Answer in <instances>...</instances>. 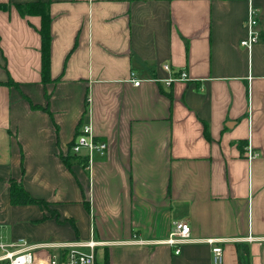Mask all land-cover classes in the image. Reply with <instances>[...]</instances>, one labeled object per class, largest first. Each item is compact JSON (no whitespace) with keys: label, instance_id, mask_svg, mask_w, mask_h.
Segmentation results:
<instances>
[{"label":"crops","instance_id":"crops-1","mask_svg":"<svg viewBox=\"0 0 264 264\" xmlns=\"http://www.w3.org/2000/svg\"><path fill=\"white\" fill-rule=\"evenodd\" d=\"M31 1L51 3L48 83L42 18L15 6ZM1 2L0 244L97 239V264H214L217 238L223 264L243 250L264 264V0ZM82 125L108 146L91 166L88 149L72 154ZM11 179L49 210L12 205ZM183 221L193 241L177 253L159 241Z\"/></svg>","mask_w":264,"mask_h":264},{"label":"built area","instance_id":"built-area-1","mask_svg":"<svg viewBox=\"0 0 264 264\" xmlns=\"http://www.w3.org/2000/svg\"><path fill=\"white\" fill-rule=\"evenodd\" d=\"M248 10L249 13L246 21L247 36L242 39L241 44L248 50H251L260 41L261 32L258 29L260 18L259 10L252 3ZM164 68L171 71L169 64H165ZM131 77L134 86H139L142 83L140 79H137L136 73L132 72ZM188 79V73L181 70L178 74L174 73V75L163 81L166 85L170 86L174 82L186 81ZM71 147L76 154H79L84 148L88 149L87 161H89L90 166L93 163L92 155L94 151L97 150L101 154H104L108 149L105 142L96 139V135L92 132L90 125H82L80 127ZM248 148L249 157L251 159L257 157L258 152L253 151L250 147ZM191 233V226L188 222H178L173 225L169 237L159 242L168 246L178 247L176 252L179 253L181 245L193 241ZM254 239L251 235L247 237L248 241H254ZM205 241L212 245V260L214 264H223L224 249L221 243L224 241L217 238L206 239ZM138 242L146 243L147 240L140 239ZM103 244L104 242L97 239L67 242V244H32L27 242L25 238H21L8 244H0V251L3 252L0 254V262H5V264H97L96 247Z\"/></svg>","mask_w":264,"mask_h":264},{"label":"trees","instance_id":"trees-1","mask_svg":"<svg viewBox=\"0 0 264 264\" xmlns=\"http://www.w3.org/2000/svg\"><path fill=\"white\" fill-rule=\"evenodd\" d=\"M50 1H31V3H16V7L19 10L20 14L23 16H31V15H38L42 18L41 27L39 29L41 34V75L44 83H48L52 81V74H51V40H52V33H51V22L52 16H50ZM11 6L10 3L1 2L0 3V10H7ZM14 82L12 81L11 84ZM87 103V102H86ZM89 103H87L88 106ZM82 127V126H81ZM80 129V128H79ZM68 164L70 162L69 158L63 159ZM87 160V158H86ZM10 200L12 205L15 206H22V205H36L42 206L43 208H49L48 203L44 200L34 198L30 192L26 190L22 181H18L17 179L10 180ZM49 210V209H48ZM48 218V216H44L43 220ZM241 259V264H250L249 254L247 250H243L240 252L239 255Z\"/></svg>","mask_w":264,"mask_h":264},{"label":"rangeland","instance_id":"rangeland-1","mask_svg":"<svg viewBox=\"0 0 264 264\" xmlns=\"http://www.w3.org/2000/svg\"><path fill=\"white\" fill-rule=\"evenodd\" d=\"M72 154L75 155V152L72 151ZM32 224H36V223H33V222L30 221V220H27V222H26L25 225H27V226L29 227V226L32 225ZM23 238H25V239L27 240V242L31 243V240L28 239L27 237H23ZM1 253H3V252L1 251L0 254H1ZM0 264H5V262H0Z\"/></svg>","mask_w":264,"mask_h":264}]
</instances>
